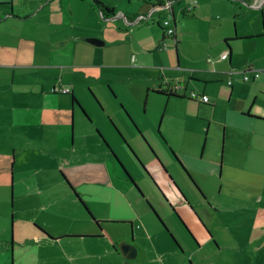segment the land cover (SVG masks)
I'll use <instances>...</instances> for the list:
<instances>
[{"label":"crops","instance_id":"0c3cea01","mask_svg":"<svg viewBox=\"0 0 264 264\" xmlns=\"http://www.w3.org/2000/svg\"><path fill=\"white\" fill-rule=\"evenodd\" d=\"M100 1L114 17L92 0H0V96L18 69L31 71L24 98L0 97V148L56 153L52 168L63 173L51 178L45 166L31 178L25 197L34 204L14 211V233L18 224L29 231L14 238L13 264H264V114L255 109L264 76H242L264 70V0H170L172 11H154L151 0ZM18 56L35 63H14ZM167 185L185 188L184 199ZM90 186L126 214L93 211ZM193 202L203 229L187 222ZM124 242L135 259L119 251Z\"/></svg>","mask_w":264,"mask_h":264},{"label":"rangeland","instance_id":"374dc122","mask_svg":"<svg viewBox=\"0 0 264 264\" xmlns=\"http://www.w3.org/2000/svg\"><path fill=\"white\" fill-rule=\"evenodd\" d=\"M184 1L185 0H180V2L182 3ZM103 22H104L103 24H105V20H103ZM261 27L263 31L262 19H261ZM30 61L32 60H30V58L27 56H18L15 60H13L14 63H18V64H25V63L29 64ZM32 62L35 63V61H32ZM257 71H262L261 77L264 76V70L258 69ZM30 72L31 71H21L18 69L16 72V79H15L16 86L14 87L11 86V89L9 90L10 86L4 84L6 87L1 89L0 97L5 98L6 95L10 96L12 93L13 95L11 96L18 97V98H22V97L24 98L25 97L24 94L26 90L25 85L27 83L26 80L28 76L30 75L29 74ZM160 107H161L160 103L158 102L151 103L148 107V111L151 113L153 111L156 112V110L158 111ZM255 109L259 113L264 114V98L263 97H261L259 101L256 103ZM2 114L4 116V111H2ZM5 134L7 135V133ZM5 134L2 133L3 138L5 137ZM210 143H212V141ZM210 143L208 142L207 149L210 148L211 146ZM1 146L2 147L0 148V264H13V259L11 255L12 253L14 254L13 243L14 241H16L14 240V238L16 237V239L24 240L26 239L25 236L29 231L28 228H18L19 227V224H18L15 227L16 231L14 233V211H16L17 213L16 217L18 218L20 216L21 211H23L26 208H29L32 204H34L26 200V197H25V194L32 187L31 178L41 176L37 174V171L41 168L42 169L45 168V166H48L47 169L49 170V172H51L50 174L51 178L60 177L62 179L63 173L52 168V167H55L53 156L54 155L56 156L57 155L56 153L47 154V153L39 151L38 147H30L28 148V150H23L21 152L20 151L13 152V151H10L8 147H4L3 145ZM129 155L132 156L131 158L133 160L135 159L134 153L129 154ZM83 159L84 158L81 159V162L83 161ZM136 160H137L136 161L137 165L140 168V171L141 170L146 171L143 164H141L140 160L138 158ZM14 181H15V186H14ZM143 184L145 185L146 190L148 189L149 192L153 191L152 186H154V188L157 189L155 187V184H156L155 181H150L149 183L150 185L148 183L146 184L143 183ZM168 188L171 189V193L175 195L177 199L179 198L182 199L183 198L182 196L186 195L185 188H183V191L185 193L181 191L179 187H178L179 189L178 188L176 189L175 187H172L171 185H167L166 189ZM55 190L56 191L54 192L56 193V195H60L61 192L57 188ZM87 190L89 194L87 193L86 195L87 198L84 201L85 203H87L88 207H91L93 209V211L98 212V213L99 212L106 213L109 211H113L115 213L126 214L122 205H119V204H115L114 206L110 205L109 197H108L110 193L109 192L105 193L106 189L104 190L97 189V188L95 189L92 186H90V188H87ZM158 192H160L159 188H158ZM58 197L62 199V196H58ZM195 197H199V194H197V192L193 195V198ZM176 198L174 199V203H175ZM188 202H189V199H188ZM61 203L63 204L62 201ZM39 204L40 203L36 202V205H39ZM80 205L82 207V210H86V208L82 205L81 202H80ZM193 205L195 206L193 207V210L197 214L195 215L194 213L195 216L192 215L191 218H187V222L192 228H194L195 225H198V227L202 228L201 226L202 223L203 224L205 223L203 219L200 217L199 213L197 212L198 210L200 211L201 206H197L195 203ZM204 206L205 208H208L209 203L207 202V204H205ZM46 216L48 215L43 214V217H46ZM142 216H144V219L147 223L149 222L148 220H150L151 224H156L163 230L160 224L156 222L157 219L154 215H150L144 212ZM152 216L156 220L153 219ZM178 221L180 222L181 227L186 232L187 234L186 236H188V238L192 240V242L195 244L196 237L194 236V234L190 232V229H188V227H185L184 222H182L181 220H178ZM147 223L143 224V222H141L140 226L143 228L144 231H148L146 228ZM106 227L127 228L126 225H120V224L119 225L118 224H111V225L107 224ZM30 229H33V227H31ZM165 231L167 230L165 229ZM203 231L204 233H206L205 230ZM148 236L150 237L149 234L147 235V237ZM169 236L172 242L176 244L175 239L172 237L170 233H169ZM203 239L204 238H202L201 233L197 234V240H203ZM153 241H157V240L154 239ZM16 257L17 259L20 258L18 255H16Z\"/></svg>","mask_w":264,"mask_h":264},{"label":"built area","instance_id":"2783aa9c","mask_svg":"<svg viewBox=\"0 0 264 264\" xmlns=\"http://www.w3.org/2000/svg\"><path fill=\"white\" fill-rule=\"evenodd\" d=\"M173 8V2H171L169 0V2H167L166 5H155L154 7V11H162V10H168V11H172ZM194 10V6L193 5H189L186 9L187 12L192 13ZM143 18H140V20ZM162 28L165 30V33L168 36H175L176 30L174 27H172V23L170 21H165L162 25ZM228 59V53H224L221 57V61H225ZM254 76L253 78L250 77V75L248 74V72H244L242 73L243 76V80L245 82H251V81H255L258 80L261 77L262 71H253ZM232 84V81H229V85ZM181 88V86L179 87V89ZM61 93L63 94H71L72 93V88L70 87H66V88H62L60 90ZM190 99L195 101V102H199V103H204V104H210V99L208 96L206 95H200L196 92H192L190 95Z\"/></svg>","mask_w":264,"mask_h":264},{"label":"water","instance_id":"95a60500","mask_svg":"<svg viewBox=\"0 0 264 264\" xmlns=\"http://www.w3.org/2000/svg\"><path fill=\"white\" fill-rule=\"evenodd\" d=\"M173 18V16H172ZM174 19V18H173ZM87 42L96 45V46H104V42L98 40V39H89ZM119 251L128 260L135 259L137 256V250L134 246L127 244V243H121L119 245Z\"/></svg>","mask_w":264,"mask_h":264},{"label":"trees","instance_id":"16d2710c","mask_svg":"<svg viewBox=\"0 0 264 264\" xmlns=\"http://www.w3.org/2000/svg\"><path fill=\"white\" fill-rule=\"evenodd\" d=\"M95 7L98 8L101 12H102V16L103 18H108V17H114L115 15H112L113 13L111 12V10H109L102 1L100 0H92ZM151 1H154V2H157V4L159 5H164V0H151ZM155 5V4H154ZM112 15V16H111ZM164 30V29H163ZM163 94L165 96H174V97H177L175 95V93H173L172 91H167V92H163ZM105 236V235H103Z\"/></svg>","mask_w":264,"mask_h":264},{"label":"flooded vegetation","instance_id":"af4514ba","mask_svg":"<svg viewBox=\"0 0 264 264\" xmlns=\"http://www.w3.org/2000/svg\"><path fill=\"white\" fill-rule=\"evenodd\" d=\"M126 175H127V178L130 179L129 175H128V174H126ZM131 176H132V175H131ZM132 177H133V176H132ZM133 178H134V177H133ZM130 180H131V179H130Z\"/></svg>","mask_w":264,"mask_h":264}]
</instances>
